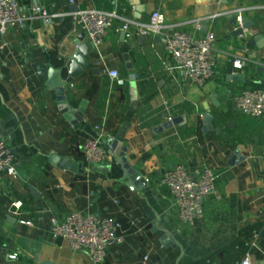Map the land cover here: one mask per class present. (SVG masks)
<instances>
[{"label": "crops", "instance_id": "0c3cea01", "mask_svg": "<svg viewBox=\"0 0 264 264\" xmlns=\"http://www.w3.org/2000/svg\"><path fill=\"white\" fill-rule=\"evenodd\" d=\"M70 1L18 0L24 25L0 36V139L11 147L17 168L16 177L0 182V264H94L86 252L52 236L51 219L64 220L72 211L121 225L124 242L108 250L105 264H241L246 255L264 264V120L238 113L234 104L245 90H264V0ZM88 9L117 12L132 23V36L126 38L117 21L99 51H91L83 76L68 86L71 106L85 105L74 126L46 85L49 70L72 58L83 35L69 14ZM236 9L250 27L242 28L243 36L233 35L239 26H231V15L207 21L206 28L203 22L197 31V21ZM157 11L167 24L196 37L215 32L217 66L204 87L169 71L172 61L157 38L136 35L135 25L147 24ZM238 57L250 61L241 71L232 67ZM103 64L120 73L123 85L109 90ZM205 103L213 128L203 131ZM169 119L172 127L164 128ZM95 127L107 152L109 140L123 145L142 179L125 177L109 154L98 165L84 162L81 147L96 136ZM53 152L83 172L51 165ZM177 164L194 180L207 166L217 175L216 193L204 199L203 215L192 225L178 220L168 190L159 184ZM15 203L22 205L19 214ZM246 229L252 236L246 234L243 247L236 240ZM256 234L258 248L252 247Z\"/></svg>", "mask_w": 264, "mask_h": 264}, {"label": "built area", "instance_id": "2783aa9c", "mask_svg": "<svg viewBox=\"0 0 264 264\" xmlns=\"http://www.w3.org/2000/svg\"><path fill=\"white\" fill-rule=\"evenodd\" d=\"M74 4V0L70 1ZM34 12L41 14L46 21L50 17L45 10L35 8ZM240 9L229 13L213 15L205 20L197 21V31H201L202 23L215 20L222 15L237 17L239 28H243ZM75 20L79 31L88 43L99 51L105 36L113 29L117 21H121L120 31L126 38H131V22L120 17L117 12H107L98 9H88L69 14ZM25 22L21 15L18 0H0V36H4L13 26H23ZM136 35L142 38H157L165 53L170 57L172 65L169 71L176 72L182 81L197 87H204L212 80L216 66V34L207 31L204 37H196L191 33L178 30L176 25L167 24L164 15L154 12L147 24L135 25ZM3 48V46L1 47ZM246 57L234 59L232 67L235 71L243 70L249 63ZM102 73L109 78V90L116 85H123L120 73L102 65ZM236 111L244 116L264 120V90H245L235 96ZM172 119H169L171 122ZM96 136L88 139L81 147L82 157L87 165H98L109 158L108 152L102 146V131L95 127ZM5 176H17L15 156L5 139H0V182ZM217 175L210 167H204L198 179L190 176L184 164H177L167 170L159 181L166 188L172 199L173 210L178 220L186 225H192L195 219L203 215V201L216 193ZM19 214L21 203L13 205ZM22 224L31 225L30 221L21 220ZM121 225L113 218L100 216L92 212L72 211L64 220L56 217L51 219V232L54 239H62L77 253L86 252L94 264H105L108 250L116 243H123L120 234ZM259 237L253 236L252 247L258 248ZM18 254L11 255L16 260ZM148 257L145 258L147 261ZM241 264H253L246 255Z\"/></svg>", "mask_w": 264, "mask_h": 264}, {"label": "water", "instance_id": "95a60500", "mask_svg": "<svg viewBox=\"0 0 264 264\" xmlns=\"http://www.w3.org/2000/svg\"><path fill=\"white\" fill-rule=\"evenodd\" d=\"M133 3L137 5V1L133 0ZM230 24L231 26H235L237 24V17H230ZM205 28L208 26L207 22H204ZM244 29H248L249 24L243 25ZM235 37H240L244 35V30L239 28L236 29L235 33L233 34ZM77 50L72 56V58L65 62L63 66L60 69H54L51 68L48 72V82L47 87L55 93L57 96V103H58V109L63 116V118L71 122L72 125H76L77 122H81V114L83 112L84 104L80 105L79 109H75L71 106V102L68 100L67 92H68V86L72 85V83L81 78L83 76V73L88 69L89 67V59L91 55V51L94 49V46L92 43H88L85 41V36L81 35L78 40L76 41ZM97 74H99V70H95ZM234 77L233 79H235ZM239 79H242V82L246 80V76H239ZM204 109L206 111V114L204 115L205 118V125L203 127V131L210 129L212 130V124L210 121L212 120V117L210 115V110L208 107V104L205 103ZM75 120V121H74ZM164 128L172 127V121L164 125ZM105 145H107L110 150L108 154L115 159V161L122 165L124 171H125V177H128L129 180H131L133 183L139 181L142 179V175L140 173H137L131 169V167L128 164L127 158L124 156L125 149L123 145L117 141L109 140L105 142ZM49 163L53 166H56L62 170L71 171L73 173L83 171L80 169L79 165L76 163H73L69 161L68 159H63L58 157L54 152L50 156ZM32 193L35 194L34 189H30ZM167 237L164 240V243L167 242ZM42 264H52L49 262H45Z\"/></svg>", "mask_w": 264, "mask_h": 264}, {"label": "trees", "instance_id": "16d2710c", "mask_svg": "<svg viewBox=\"0 0 264 264\" xmlns=\"http://www.w3.org/2000/svg\"><path fill=\"white\" fill-rule=\"evenodd\" d=\"M251 232L252 231L248 230V229L241 231L239 238L236 240V244H241L243 247L247 246L246 245L247 244V240L245 241L244 237L246 236L247 233L250 235ZM251 236L252 235H250L248 237H251Z\"/></svg>", "mask_w": 264, "mask_h": 264}]
</instances>
